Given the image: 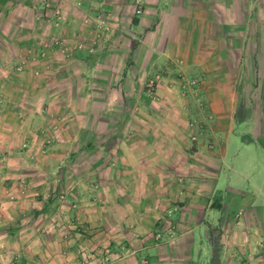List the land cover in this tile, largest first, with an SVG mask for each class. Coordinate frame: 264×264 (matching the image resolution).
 I'll return each instance as SVG.
<instances>
[{
  "label": "crops",
  "instance_id": "0c3cea01",
  "mask_svg": "<svg viewBox=\"0 0 264 264\" xmlns=\"http://www.w3.org/2000/svg\"><path fill=\"white\" fill-rule=\"evenodd\" d=\"M139 1L141 17L134 13L135 0H80L78 6V0H61L70 18L56 29L43 0H0V53L7 52L4 36L11 19L18 21L21 38L26 33L36 38L63 31L94 34L102 28L91 23L109 18L110 39L93 57L77 51L63 60H47L41 57L45 49L26 39L16 46L20 64L30 60L32 51L35 62L50 68L45 75L78 63L85 68L87 86L93 82L97 88L62 94L75 106L90 94L102 102L96 110L87 107L81 122L73 123L83 137L71 147L84 154L99 151L93 162L99 165L103 204L97 207V221L85 223L88 230L96 227L98 243L111 246L119 257L113 264H141L142 251L147 264H263L264 0ZM86 19L90 24H83ZM157 74L155 105L144 87ZM189 76L198 82L191 91L180 86V77ZM73 80L70 75L67 84ZM0 82L6 83L2 75ZM39 83L59 81L51 76ZM43 92L29 95L50 98L55 93ZM49 209L55 207L34 210L33 224L42 226V213ZM2 213L0 246L19 240L32 224ZM156 229L177 230L178 237L156 244ZM57 231L58 222L47 235L52 244L60 243ZM82 236L89 240V233ZM138 244L141 252L133 256ZM121 245L127 252L123 256L117 252ZM5 250H0L5 262L0 264H7Z\"/></svg>",
  "mask_w": 264,
  "mask_h": 264
},
{
  "label": "rangeland",
  "instance_id": "374dc122",
  "mask_svg": "<svg viewBox=\"0 0 264 264\" xmlns=\"http://www.w3.org/2000/svg\"><path fill=\"white\" fill-rule=\"evenodd\" d=\"M78 3L80 0L76 4L81 5ZM59 4L61 5V0H43L41 4L44 9L53 12L51 16L56 29L65 26L70 18L68 13H63L64 10L70 12V8H62ZM135 4L134 13L141 17L143 4L139 0H135ZM17 22L16 19H11L7 27L8 34L4 36L7 52L0 53V75L6 79V83L0 82V219L4 217L2 212L5 211L6 218L10 217L14 221L16 218H24L25 224H32L31 228L28 226V229L25 228L21 232L19 240L0 246V250H8L4 253L7 264H113L119 257L114 256L111 246L98 243V237L94 236L97 233L96 227L90 226L88 230L86 226L87 223H92L87 220L97 221V207L103 204L98 195L100 184L96 178L99 165L93 162L97 159L99 151L91 148L90 152L84 154L80 148L71 147L74 139L83 137L79 131L75 132L73 123L81 122V113L87 107H94L96 110L102 102L98 101V98L92 100L91 94L88 100H78L76 106L71 104L72 101L62 98V94L74 90L90 87L96 92L97 88L91 81L87 86L85 68L76 66L78 63L71 67L58 68L56 73L45 75L50 68L40 64L41 62H35V53L32 51L28 53L30 60L27 59L24 65L20 64L23 61H17L20 52L16 46L23 37L21 38ZM84 22V25L90 24L87 19ZM91 24H95L98 31L102 28L101 32L92 34L87 31L80 36H74L63 31L60 34L36 38L26 33L23 39H26L27 43L31 42V46L34 43L45 49L41 52L43 59L63 60L77 51H85L93 57L98 54L99 45L110 39L111 25L109 18L104 15L97 17ZM21 42L23 43V40ZM48 49H54L64 57L55 52L50 53ZM70 75L75 80L72 84H67ZM51 76L56 77L59 83H50V86L39 83L40 80ZM180 78L182 89L191 91L198 85L197 79L192 76L188 79ZM160 82L161 76L157 74L148 78L144 87L147 96L156 103L155 105L159 102ZM40 89L42 92L52 91L56 94L50 98L48 95L37 98L29 95ZM21 90L26 94L24 98L19 96ZM67 141L70 143L67 144ZM243 155H247V151L244 150ZM42 205L52 209L55 207V210L43 211V225L36 226L33 224L36 221L33 219L34 210ZM87 209L90 211L87 212ZM53 211L57 212L56 216L52 214ZM57 222L60 243L52 244L47 235L53 231V224ZM32 231L33 236H28ZM86 231L89 233V240H84L85 237L82 236L83 233L88 234ZM176 232L174 234L170 229H156L154 243H168L174 236L178 237L179 232ZM195 239L200 241L199 230L195 232ZM139 245H133V251H137L132 253L133 256L141 252ZM117 252L120 256L127 253L124 245H121ZM140 256L142 263L147 264L143 251L138 257ZM0 263L5 262L0 260Z\"/></svg>",
  "mask_w": 264,
  "mask_h": 264
}]
</instances>
